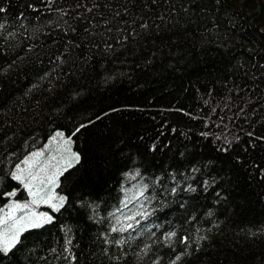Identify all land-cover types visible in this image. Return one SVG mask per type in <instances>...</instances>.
<instances>
[{"label":"trees","instance_id":"trees-1","mask_svg":"<svg viewBox=\"0 0 264 264\" xmlns=\"http://www.w3.org/2000/svg\"><path fill=\"white\" fill-rule=\"evenodd\" d=\"M58 129L66 200L0 264H264V0H0V208Z\"/></svg>","mask_w":264,"mask_h":264},{"label":"rangeland","instance_id":"rangeland-1","mask_svg":"<svg viewBox=\"0 0 264 264\" xmlns=\"http://www.w3.org/2000/svg\"><path fill=\"white\" fill-rule=\"evenodd\" d=\"M78 160L73 137L58 129L14 167L13 175L21 177L18 181L25 193L17 194L16 188L8 203L0 208V239L6 231L11 237L17 229L33 228L31 224L42 225L48 217L53 218V212L66 200L58 189L60 176Z\"/></svg>","mask_w":264,"mask_h":264},{"label":"snow or ice","instance_id":"snow-or-ice-1","mask_svg":"<svg viewBox=\"0 0 264 264\" xmlns=\"http://www.w3.org/2000/svg\"><path fill=\"white\" fill-rule=\"evenodd\" d=\"M13 178L17 179V180L21 179V177L19 175H15V174H14ZM62 200H63V198H61V202H62ZM53 207H55V206H53ZM50 220H51V217H48L47 220H45V222L46 223L50 222ZM30 226L31 227H41V225L37 224V223L31 224ZM24 230L25 229H23V228L17 229L16 232L11 237L7 236V231H6L4 234V237L2 239H0V253L7 255L13 248H15V246L20 242V236ZM174 235H175V233H169L168 238H171ZM177 259H179V257H177Z\"/></svg>","mask_w":264,"mask_h":264}]
</instances>
